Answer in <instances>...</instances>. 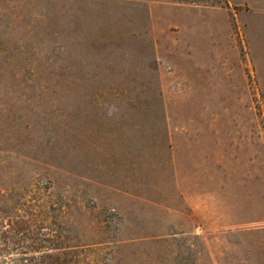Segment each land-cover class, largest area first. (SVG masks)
Returning <instances> with one entry per match:
<instances>
[{
	"label": "rangeland",
	"instance_id": "obj_1",
	"mask_svg": "<svg viewBox=\"0 0 264 264\" xmlns=\"http://www.w3.org/2000/svg\"><path fill=\"white\" fill-rule=\"evenodd\" d=\"M18 193L79 264H264V0H0Z\"/></svg>",
	"mask_w": 264,
	"mask_h": 264
},
{
	"label": "trees",
	"instance_id": "obj_2",
	"mask_svg": "<svg viewBox=\"0 0 264 264\" xmlns=\"http://www.w3.org/2000/svg\"><path fill=\"white\" fill-rule=\"evenodd\" d=\"M50 202L16 194L15 203L23 206L14 207L6 222L0 219V264L80 263L76 245L66 242V227L50 212Z\"/></svg>",
	"mask_w": 264,
	"mask_h": 264
}]
</instances>
